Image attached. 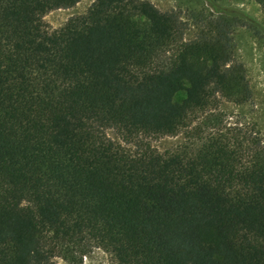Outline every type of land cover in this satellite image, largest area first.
<instances>
[{"label":"trees","instance_id":"trees-1","mask_svg":"<svg viewBox=\"0 0 264 264\" xmlns=\"http://www.w3.org/2000/svg\"><path fill=\"white\" fill-rule=\"evenodd\" d=\"M79 1L0 0V264H264V143L212 114L251 98L233 33L264 43V19L220 10L183 40L149 1L94 0L48 29ZM198 115V144L150 146Z\"/></svg>","mask_w":264,"mask_h":264},{"label":"rangeland","instance_id":"rangeland-1","mask_svg":"<svg viewBox=\"0 0 264 264\" xmlns=\"http://www.w3.org/2000/svg\"><path fill=\"white\" fill-rule=\"evenodd\" d=\"M161 12L174 13L182 24L183 40H193L202 32H207L209 21L220 16V10L246 14L257 22H262L264 14L253 0H146ZM94 0H80L68 9L48 12L44 23L50 30L63 26L68 19L83 15ZM239 26V25H238ZM233 60L241 63L251 90V98L242 105L233 104L220 98L212 110L220 128L225 132L238 134L241 138H258L264 143V43L258 40L246 27L239 26L234 33ZM191 125L175 135L149 140L150 146L160 154H167L192 144H198L209 127L203 126L204 115H198ZM115 142H121L113 130L106 131ZM123 145V144H122ZM55 264H114L110 256L101 249L94 248L80 261L69 263L54 258Z\"/></svg>","mask_w":264,"mask_h":264}]
</instances>
